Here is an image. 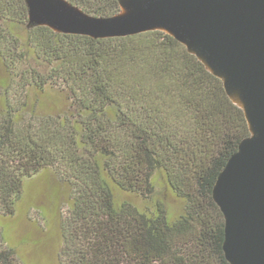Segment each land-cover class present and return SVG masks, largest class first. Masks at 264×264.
Here are the masks:
<instances>
[{
  "label": "trees",
  "instance_id": "trees-1",
  "mask_svg": "<svg viewBox=\"0 0 264 264\" xmlns=\"http://www.w3.org/2000/svg\"><path fill=\"white\" fill-rule=\"evenodd\" d=\"M65 1L97 18L121 11ZM250 135L223 80L171 33L63 32L31 22L27 0H0V216L52 168L69 186L59 264H230L213 187ZM157 172L178 207L157 195ZM0 264L24 263L0 244Z\"/></svg>",
  "mask_w": 264,
  "mask_h": 264
},
{
  "label": "water",
  "instance_id": "water-1",
  "mask_svg": "<svg viewBox=\"0 0 264 264\" xmlns=\"http://www.w3.org/2000/svg\"><path fill=\"white\" fill-rule=\"evenodd\" d=\"M27 3L29 16L33 11L42 24L63 32L103 37L157 29V25L179 36L191 32L193 46L216 71H225L239 85L252 106L247 114L238 103L256 134L242 140L228 159L213 197L224 214L223 250L230 264H264V0H148L130 14L119 12L109 18L89 16L65 0ZM172 35L185 44L182 36ZM216 71L211 72L222 79ZM223 83L225 89L231 87L228 80Z\"/></svg>",
  "mask_w": 264,
  "mask_h": 264
},
{
  "label": "rangeland",
  "instance_id": "rangeland-1",
  "mask_svg": "<svg viewBox=\"0 0 264 264\" xmlns=\"http://www.w3.org/2000/svg\"><path fill=\"white\" fill-rule=\"evenodd\" d=\"M137 1L123 0L119 15L134 12L139 5ZM30 21L42 23L33 11L30 13ZM154 28L176 34L178 37L182 36L187 47L197 54L211 71H216L214 65L193 46L192 40L195 38L191 32L187 37L179 36L165 25H157ZM216 72L218 74V71ZM222 80L224 81L223 78ZM226 89L235 101L231 96V87L227 85ZM250 132L251 137L255 136L256 133L252 129ZM154 180L159 198L172 208L178 207L179 202L165 185L163 175L157 172ZM23 183V193L16 203L15 213L12 216H0V244L14 248L16 255L24 264H59L57 259L61 246L59 215L64 213L69 205V186L50 167L41 169L32 177L26 178ZM114 193L117 200L127 199L142 205L139 195L115 188Z\"/></svg>",
  "mask_w": 264,
  "mask_h": 264
},
{
  "label": "bare ground",
  "instance_id": "bare-ground-1",
  "mask_svg": "<svg viewBox=\"0 0 264 264\" xmlns=\"http://www.w3.org/2000/svg\"><path fill=\"white\" fill-rule=\"evenodd\" d=\"M145 1H148V0H138L137 2L138 4L139 3L144 4ZM218 73L220 74V76H222V78H224L225 81L228 80L230 82V85L232 88L231 96L235 99L237 103H239L245 109L246 113L249 114L250 111L252 110L251 103L243 98L239 85H236L235 83L230 81L225 71L222 70L221 72H218Z\"/></svg>",
  "mask_w": 264,
  "mask_h": 264
}]
</instances>
